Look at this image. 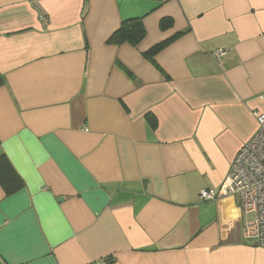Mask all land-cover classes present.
Masks as SVG:
<instances>
[{
    "label": "crops",
    "instance_id": "crops-1",
    "mask_svg": "<svg viewBox=\"0 0 264 264\" xmlns=\"http://www.w3.org/2000/svg\"><path fill=\"white\" fill-rule=\"evenodd\" d=\"M0 74L25 182L0 183V264H264L224 190L264 113V0H0Z\"/></svg>",
    "mask_w": 264,
    "mask_h": 264
},
{
    "label": "built area",
    "instance_id": "built-area-1",
    "mask_svg": "<svg viewBox=\"0 0 264 264\" xmlns=\"http://www.w3.org/2000/svg\"><path fill=\"white\" fill-rule=\"evenodd\" d=\"M225 53L224 49H217V60L220 61ZM254 114L259 128L233 159L224 190L239 197L243 238L264 248V113L255 111ZM218 195V191L211 189L200 192V197L207 201Z\"/></svg>",
    "mask_w": 264,
    "mask_h": 264
},
{
    "label": "trees",
    "instance_id": "trees-1",
    "mask_svg": "<svg viewBox=\"0 0 264 264\" xmlns=\"http://www.w3.org/2000/svg\"><path fill=\"white\" fill-rule=\"evenodd\" d=\"M172 24L170 18H165L162 22L164 28L169 27ZM145 29L143 26L142 18L135 17L124 20L120 28L111 36L110 42L123 43L130 42L136 44L145 35ZM162 45L153 47L154 51H157ZM150 52H153L152 50ZM4 84V78L0 74V86ZM0 183L4 187L7 193H13L21 189L25 182L21 175L17 172L16 168L6 155L0 156ZM109 260V259H108ZM110 261H113L111 259Z\"/></svg>",
    "mask_w": 264,
    "mask_h": 264
}]
</instances>
